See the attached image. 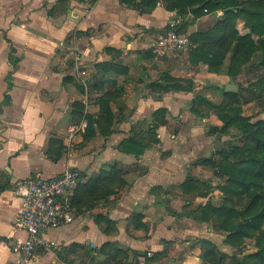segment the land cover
<instances>
[{"label":"crops","instance_id":"crops-1","mask_svg":"<svg viewBox=\"0 0 264 264\" xmlns=\"http://www.w3.org/2000/svg\"><path fill=\"white\" fill-rule=\"evenodd\" d=\"M131 1L0 0V264L18 263L8 244L26 237L13 228L20 199L9 187L68 169L80 174L78 185L115 170L121 185L105 200L82 205L71 225L45 232L57 248L38 249L26 264H203L202 239L230 248L222 245V231L196 219L197 208L218 191L200 195L202 183L220 180L196 162L218 160L214 143L225 147L231 134L219 137L213 130L222 124L217 111L193 98L219 105L227 84L240 92L264 68L248 64L230 78L229 54L212 72L190 63L189 46L154 52L176 11H168L165 0L143 11ZM183 17L189 36L212 27L223 13ZM74 53L86 66L83 82ZM163 73L191 81L192 91L154 89ZM254 103L241 104L243 116ZM156 119L164 123L155 128L154 142L148 129ZM124 141L134 146L124 151ZM136 146L145 147L141 154ZM188 177L194 184L184 186Z\"/></svg>","mask_w":264,"mask_h":264},{"label":"trees","instance_id":"trees-1","mask_svg":"<svg viewBox=\"0 0 264 264\" xmlns=\"http://www.w3.org/2000/svg\"><path fill=\"white\" fill-rule=\"evenodd\" d=\"M120 2L128 5L130 0ZM131 2L135 8L143 11L141 10L143 6L153 9L157 0H140L138 4H134V0ZM165 8L168 11H176L181 16L191 13L194 19L217 11L223 13V19L216 21L212 27L188 36L190 63L205 64L208 70L216 72L229 54L227 74L230 78L239 75L248 64L264 68V0H165ZM238 20L242 22L244 32L237 29ZM178 30L184 32L185 25L182 24ZM253 36L257 38L254 39ZM160 80L161 83L155 81L151 86L163 91L171 89L192 91L191 81L173 78L167 73H163ZM255 89H258L260 94L246 97L241 104L258 101L262 105L261 111L264 112V73L258 81L240 92H223L224 101L219 105L211 103L201 95L193 98V104L197 102L205 105L207 109L217 111L222 124L213 130L219 137L227 135L230 127L238 132L237 142L228 141L227 146L216 153L219 156L218 160L200 159L196 162L213 168V174L219 179L225 178L224 183L218 185L224 195V204L212 206L208 201L204 206L200 205L196 211L198 212L196 219L208 222L214 229L225 232L227 235L224 243L230 246H235L238 240L257 233L255 238L257 250L241 258L232 257L231 263L226 264H264V228L260 229L261 223L264 222V120L251 122V117L242 115L239 105L241 93L254 92ZM191 111L196 115L200 114L193 105ZM162 112L163 110H160L157 113ZM155 121L156 125L148 129V134L157 142L155 128L164 121L158 122L157 119ZM89 122L91 124L92 121L88 120V124ZM96 124L101 127V119L97 120ZM127 143L129 142L122 143L124 151L127 146H134ZM144 148L136 146L134 150L141 154ZM188 184H194L191 177L183 183L184 186ZM120 185L119 172L111 170L100 178L91 179L84 185L79 184V192L76 188L72 203L79 210L82 205L105 200L114 194ZM202 185L204 187L206 184ZM197 188L200 189V185ZM204 194L200 192V195ZM240 199L245 203L239 209L227 205L228 201ZM173 214L176 217L183 216L176 212ZM201 243L203 264H224L214 255L217 252L214 243L205 239H202ZM98 251L102 253L103 247ZM114 258L115 256H110L107 260L113 261Z\"/></svg>","mask_w":264,"mask_h":264},{"label":"built area","instance_id":"built-area-1","mask_svg":"<svg viewBox=\"0 0 264 264\" xmlns=\"http://www.w3.org/2000/svg\"><path fill=\"white\" fill-rule=\"evenodd\" d=\"M183 21L184 17L176 12L168 19L166 29L152 46L154 52L164 54L189 46L188 34L178 30ZM74 61L78 81L83 82L86 66L81 62L79 53H74ZM79 179L77 171L68 169L49 177L32 175L15 181L9 187L20 199L13 228L26 234L24 239H13L8 244L11 251L19 256L17 264H26L40 248H57L56 242L44 238V233L71 225L80 216L72 203Z\"/></svg>","mask_w":264,"mask_h":264},{"label":"rangeland","instance_id":"rangeland-1","mask_svg":"<svg viewBox=\"0 0 264 264\" xmlns=\"http://www.w3.org/2000/svg\"><path fill=\"white\" fill-rule=\"evenodd\" d=\"M241 21H237V26L239 27ZM241 31L244 32L245 30H243L242 26L240 27ZM254 39H256L257 37L256 36H253ZM244 81L242 82V85H243ZM246 87H247V84H246ZM243 94L246 96V97H255V95H259L260 94V91L258 89H255L254 92H243ZM244 98H241L240 99V103L239 105H241V103L243 102ZM224 101V99H222V102ZM221 104V102H220ZM253 109L252 110H246L244 111V117H251V122H254V121H257L259 118H264V112L261 111L262 110V105L258 102V101H255V103L253 104ZM246 108V107H245ZM258 110V111H257ZM253 111H257V113H254ZM259 112V113H258ZM252 113V114H251ZM251 114L250 116H247ZM262 120V119H260ZM230 131V132H229ZM229 134H231V140L232 142H237L238 140V132L237 130H235L233 127H230V129L228 130ZM236 133V134H235ZM227 141V140H225ZM224 141V145L227 146V143ZM224 180L225 178H221L220 180H215V182L213 183H210V184H207V186L205 185L203 187V192L202 194L204 195H208L210 193H213V191L215 189H217V194L214 195V196H211L213 199H212V202L210 201L211 198H210V204L212 206H215L218 205V206H221L222 204H224V195L222 194V192L219 190L218 188V185H222L224 183ZM211 185V186H210ZM215 185V186H213ZM245 200V199H244ZM243 203H245L244 201H242L241 199L240 200H237V201H228L227 202V205L228 206H232V207H235L236 209H239L242 207ZM264 228V222L261 223L260 225V229H263ZM212 229H214L212 227ZM215 231L217 229H214ZM219 231V230H217ZM220 232V231H219ZM223 234V237L226 238V233L225 232H222ZM256 235L257 233H252L251 236L249 237H246L244 239H241L240 241L238 240L237 241V244L235 246H230V245H227L226 243H224V241L222 242V245L224 246H228L230 248H226V247H217V252L216 254L214 253V255H216L217 258H220V260L226 264V263H231V258L234 257V258H241L243 255L245 254H248V253H252V252H255L257 249H256V245H255V238H256Z\"/></svg>","mask_w":264,"mask_h":264},{"label":"water","instance_id":"water-1","mask_svg":"<svg viewBox=\"0 0 264 264\" xmlns=\"http://www.w3.org/2000/svg\"><path fill=\"white\" fill-rule=\"evenodd\" d=\"M238 90H239V86L237 84H235L234 82H230L225 87V92H228V93H237ZM214 150L216 152H219L222 150V145L219 141H216L214 143Z\"/></svg>","mask_w":264,"mask_h":264}]
</instances>
